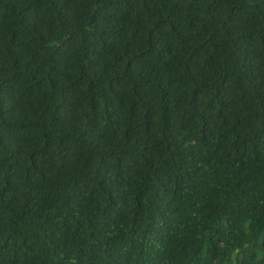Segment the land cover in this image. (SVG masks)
<instances>
[{"label":"trees","instance_id":"trees-1","mask_svg":"<svg viewBox=\"0 0 264 264\" xmlns=\"http://www.w3.org/2000/svg\"><path fill=\"white\" fill-rule=\"evenodd\" d=\"M0 264H264V0H0Z\"/></svg>","mask_w":264,"mask_h":264}]
</instances>
